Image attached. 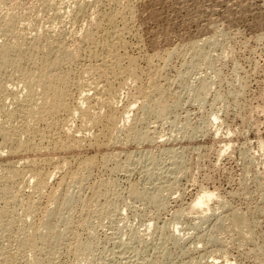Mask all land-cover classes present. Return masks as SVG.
Here are the masks:
<instances>
[{
	"label": "rangeland",
	"instance_id": "obj_1",
	"mask_svg": "<svg viewBox=\"0 0 264 264\" xmlns=\"http://www.w3.org/2000/svg\"><path fill=\"white\" fill-rule=\"evenodd\" d=\"M33 44L37 56L21 67L68 78L71 111L57 116L61 132L32 139L38 152L14 156L0 139V169L51 159L40 191L22 184L16 216L29 199L40 211L27 223L43 219L65 190L54 264H264V0H0V50ZM62 49L69 58L45 70ZM1 77L0 127L20 128L24 119L8 113L27 79L10 67ZM145 90L160 96L145 102ZM57 131L71 148L52 150ZM89 159L90 171L81 168ZM64 171L73 179L59 189ZM210 194L207 208L192 209ZM238 216L246 225L235 227ZM1 239L0 249L16 244ZM30 255L18 263L34 264Z\"/></svg>",
	"mask_w": 264,
	"mask_h": 264
},
{
	"label": "bare ground",
	"instance_id": "obj_2",
	"mask_svg": "<svg viewBox=\"0 0 264 264\" xmlns=\"http://www.w3.org/2000/svg\"><path fill=\"white\" fill-rule=\"evenodd\" d=\"M129 16H131V15H129ZM7 22H10V21H7ZM5 29H6V27H5ZM5 33H7V30L5 31ZM89 39H92V36H91V38L89 37ZM86 40H88V39H86ZM103 40L104 39H102V41ZM33 45L34 46H32L31 48H29L27 50L24 49L22 51H16V50H14L15 48L12 49L10 46H6V47L3 46L2 47V50H0V79L2 78L1 77V71H3V69L4 68H7V67L12 68L13 71H15V74L16 73L18 74V77L27 79L25 81V85H24L25 86V89L27 90V94L25 96V99L24 98H23L24 100L22 99L23 101H21V104H19V107L17 105L16 106L17 108H15L12 113H8L9 114L8 117L10 119H13V120H15L16 118H21L22 117L21 119L22 120L24 119L23 120L24 122H22V124H23L22 127L16 128V127L11 126L9 124H8V127H6L7 125L6 126L4 125L5 127H0V139H1L2 143H3V145L0 144V147H1V145L3 147H4V145L7 146L8 149H9V151H10V154L12 153L14 156H16L17 154H18L17 156H19V155H22V154L25 155L27 153H30L28 151H33V152L36 151V152H38L41 149L42 146L41 147H38L37 145H32L31 144V141H33L32 139L35 138V137H38L40 140H43V139H46V136L48 137V134L51 133L52 131L55 132V130H58V129H61V128H62L61 130H63L64 127H62V126L65 125V123L63 122L65 117L63 119H59L57 116H59V115L67 116L69 114V112L71 111V110H69V106H68V98H69V92L70 91L69 90L67 91V87H66L68 78L66 79V77H63V76H60L59 75L57 77L55 76V77H52V78H46V80H44V78H42V80H41V78H39V75L38 74L35 75L34 77H33V75H31L33 73L35 74L34 71H32L33 72L32 73L29 70H25V69H23L21 67L22 60H24V59L26 60L27 59L31 63L32 60H34L35 57L37 56L39 49H38L37 45H35V44H33ZM104 45H101V46L104 47ZM107 47H109L108 44H107ZM109 48H111V47H109ZM59 54H58L59 55L58 57H55V59H52V60H48L46 58L45 63H44V66H45L44 69L45 70H47L48 72H53V71L57 70L60 67L61 63H63V59H65V61H66V59L69 58V52L66 49H64V50L62 49V51H59ZM114 61L115 60H113V62ZM119 63H121V62L119 61ZM119 63H117L116 65H118ZM117 68H114V69H117ZM106 72L109 73V74H112L111 71H109V70H106ZM114 72H115V70H114ZM44 73H45V71H44ZM102 73H104V71ZM119 74H121V73H119ZM92 75H93V73H92ZM43 77H46V76H44V74H43ZM108 77L110 78V76H108ZM86 78H87V75H86ZM104 78H106V77H104ZM111 78L114 79V77H111ZM91 81H89V82H91ZM150 83H152V82H150ZM147 84H148V82H147ZM24 86H23V88H24ZM92 86H94V85H92ZM113 86L114 85H112L111 87H113ZM152 86H153V84H152ZM108 88H106V89L108 90ZM36 89H38L39 92ZM86 89H87V87H86ZM86 89H84V90H86ZM147 89H149V87ZM150 90H151V86H150ZM153 90H155L154 87H153ZM153 90L151 92H149L148 90H145L142 93L140 92L141 93V97L140 98L143 101L146 102L155 93L160 96V93H158L156 91H153ZM159 90H157V91H159ZM116 93H118V92H116ZM109 94H111L110 91H109ZM1 97H2V87L0 85V101H1ZM105 98L107 99V97H105ZM159 98L160 97H158V99ZM151 100H153V99H151ZM101 101H102V99H101ZM78 107H80V106H78ZM146 107L147 106L144 105V108H146ZM141 109H143V107ZM80 113H81V111H80ZM146 114H147V111H146ZM70 115H72V114L70 113ZM60 118H61V116H60ZM128 120H127V122H128ZM4 121H6V120H4ZM131 121H132V119H130V123H131ZM15 122H18V121L15 120ZM9 123H10V121H9ZM92 123H93V121H92ZM134 124H135V122H134ZM40 125L43 126L44 128L43 129L40 128ZM60 126H61V128H59ZM58 131L61 132L60 130H58ZM58 131H57V135H59V137L58 136H55L56 134L54 136L52 135V144H51L52 150L54 152H57V151H62V150L65 151L66 149L71 148L72 147L71 142L68 141V140L67 141L63 140L61 138L60 134H58ZM132 131L129 132V133H132ZM49 135H51V134H49ZM129 136H131V135L129 134ZM48 138H50V137H48ZM23 139H24V141H23ZM67 139H69V138H67ZM41 153L42 152L40 151L39 154H41ZM33 154H37V153H33ZM37 156H33V157H37ZM39 157L41 159V156H39ZM102 157H104V155ZM18 158H21V157H18ZM62 158H64V156H61V159ZM35 159H38V158H35ZM42 159L41 160H34L33 159L34 161H32L30 159L31 161L28 164L24 165V167H22L20 169H18V167L15 164L11 163L12 160L10 161V163H8V162L5 161L6 164L7 163L8 164L7 165L6 164H4V165L2 164L3 166H1V169L3 170L2 172L6 176H4L5 178H2L1 177L2 179H0V238H2V239H8V240L9 239H12V240H14L16 242V244H14V247L12 245V247L11 246L10 247H7L6 246V248L3 247V249H0V263L1 264H17L20 261H24V263H26V259H28V258H26V255H29V254H31L30 255L31 258H32V255L35 258V259H33V262H32L34 264H54V261L56 259V255L58 254L59 250L62 248V246H65V233L63 231L62 232L59 231L60 228H63L62 225H61V223H60V212L65 208V203L68 201V199H65V197H66L65 195L66 194L64 192L65 191L64 189L61 190L62 193H63V194L61 193L63 195V198L60 199V197H59L61 195L60 194L58 196L59 198H57L56 200L54 199L55 202H56V203H54V207H53L54 210H52V211H49L48 210L47 212H45L43 214V216H42L43 219L40 218L39 221H37V222H34L35 221L34 220L33 222L30 221V223H27V221H28L27 218L29 219V217H31L36 212L39 214V211H40L35 205H32L33 204L32 202H31L32 204L29 202L30 201L29 199L27 200L28 202H27V206L25 208V211L23 210L24 213H23V215H21V216H24V217H17L16 216L17 209H20L21 208V207L20 208H17L19 206L20 202H21L20 194L22 195L24 193L22 191V187H21L22 184L24 182H28V183L31 182V184H32V182H34L33 183L34 189L40 191V189L43 188V186L48 181L47 178L49 177V175L48 174L45 175V173H44L45 170L44 169L47 168L48 166H53V165H51L50 162H49V160H51V159H49V160H46V159H43L42 160ZM61 159H60V161L63 160V159L62 160ZM89 160L90 161L87 160V161L81 163V168H83V169L84 168H87L85 170H89V171L92 170L90 168L91 167L93 168V165H92L93 163L91 162L92 161L91 159H89ZM65 161L66 160H63L59 164L56 162L57 165L55 164L56 166L54 168H56L57 170H58V168L60 170L62 169L61 171L63 172V170H65ZM94 163H96V162H94ZM66 166H68V165L66 164ZM25 168H30V170L25 169ZM1 169H0V171H1ZM24 169H25V171H23ZM26 170H28V171L26 172ZM29 171H30V177L28 179H26L27 177L25 178V175ZM61 171H59V172H61ZM63 174H64L63 177H61V180L59 181V183L57 185L59 187V189L64 188L66 186V184L68 182L71 183L70 180L73 179V178L70 179V176L71 175H69L68 172H65L64 171ZM47 175H48V177H47ZM35 192H37V193L40 194V192H38V191H35ZM58 192H59V190H58ZM132 193H133V191H132ZM134 194H135V196H136L137 199L145 198V197H143V195L136 194V192H134ZM28 196L29 195H27V198H28ZM48 196L50 197V194ZM154 196H151V197L154 198ZM152 198H151V201H152ZM212 198H213V196L211 194L210 195H206V196L203 195L202 197H199L194 202V204L192 205V209L194 210V209H201L203 207H206L208 205V203L211 201ZM50 200H52L51 197H50ZM156 200H158V199H153L152 202H154ZM51 203H53V202L51 201ZM155 203H157V202H155ZM17 215H18V213H17ZM245 221H246V219H245ZM245 221H244L243 218H241V217L238 216V217H235V218L233 217L232 223L235 225V227L236 226L237 227L238 226L240 227L241 225H244L245 224ZM232 227H233V225H232ZM235 227H234V229H235ZM40 229H43V230L46 231L45 232V235L44 234L43 235H40L41 234L39 232ZM15 234H16V236H15ZM15 242H13V243H15ZM78 247H79V245L76 246V249L78 250V254L79 255L80 254H83L82 253L83 252L82 250H84V251L88 250V247L86 245H84V247L83 246H81L79 248ZM122 250H124V249H122ZM27 253H29V254H27ZM86 254H87V251H86ZM83 255H85V254H83ZM57 258H58V256H57ZM29 263H31V262H29Z\"/></svg>",
	"mask_w": 264,
	"mask_h": 264
}]
</instances>
